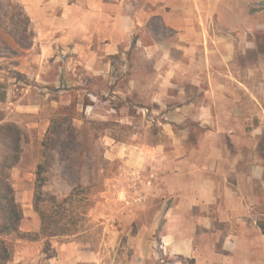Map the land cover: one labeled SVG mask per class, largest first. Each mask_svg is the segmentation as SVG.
Returning a JSON list of instances; mask_svg holds the SVG:
<instances>
[{
    "label": "rangeland",
    "instance_id": "1",
    "mask_svg": "<svg viewBox=\"0 0 264 264\" xmlns=\"http://www.w3.org/2000/svg\"><path fill=\"white\" fill-rule=\"evenodd\" d=\"M230 5L226 9L227 3L222 4V26L216 31L223 39L218 46H232L227 53L231 63L223 68L232 76L228 78L231 98L216 95L211 121L201 115L172 121L166 105L175 99L164 100L162 105L148 97L159 84L142 50L131 49L125 56L112 58L114 78L92 77L89 67L77 64L74 53L67 55L69 60L52 59L41 67L34 64L30 74L14 68L23 51L6 57L0 74L8 79L0 80V96L9 100L0 109V118L23 130L21 159L11 169V181L24 213L21 233L3 236L11 251L6 264H52L55 256L61 257L59 264H76L88 254L90 262L78 264H174L177 258L182 260L165 255L161 247L166 215L174 201L167 194V180L180 156L193 157L196 164L211 150L231 156L230 185L236 190L250 187L247 172L253 167V185L264 202V0H238ZM87 10L90 0H78L73 8L77 17L72 21L86 26L90 21L84 13ZM25 13L21 0H0V43L19 46L14 35L23 37L25 25L33 29L35 42L36 24ZM135 73L144 75L141 80L147 91L130 88ZM185 87L195 101H202L204 91ZM47 149L52 161L42 173L44 198L53 194L63 198L76 185L85 187L76 194L80 202L74 234L69 236L46 237L34 206L38 165ZM3 155L0 141V161ZM194 173L190 168L187 177ZM142 245H148L152 256L140 255Z\"/></svg>",
    "mask_w": 264,
    "mask_h": 264
},
{
    "label": "crops",
    "instance_id": "2",
    "mask_svg": "<svg viewBox=\"0 0 264 264\" xmlns=\"http://www.w3.org/2000/svg\"><path fill=\"white\" fill-rule=\"evenodd\" d=\"M236 1L90 0V10L84 12L90 21L82 26L72 21L77 17L73 8L78 0H21L38 33L34 45L23 51L14 68L30 74L34 64L41 67L52 59L69 60L67 55L74 53L77 64L89 67L92 77L114 78L110 74L115 68L112 58L125 56L131 49L142 50L159 84L148 97L162 105L164 100L175 99L166 105L172 121L181 122L189 115L209 121L216 113V95L231 98L228 78L232 76L223 68L231 63L227 53L232 46H218L223 39L216 28L222 26V4L227 3L224 7L230 9ZM5 59L0 57V65ZM139 68L144 70V66ZM143 74L135 73L129 81L136 92L148 90L142 85ZM7 79L0 74V80ZM185 84L204 91L202 101H195ZM6 99L0 96V109ZM192 158L177 157L173 176L167 180V194L174 201L162 234L165 255L194 259L190 263L177 258L174 264H264V230L259 225L260 220L264 224V202L253 185L254 168L247 172L250 187L236 190L230 185L231 156L211 150L198 158L197 164ZM190 168L195 173L188 178ZM152 254L148 245L140 247L143 258ZM50 260L59 264L61 257ZM77 261L90 262V256Z\"/></svg>",
    "mask_w": 264,
    "mask_h": 264
},
{
    "label": "trees",
    "instance_id": "3",
    "mask_svg": "<svg viewBox=\"0 0 264 264\" xmlns=\"http://www.w3.org/2000/svg\"><path fill=\"white\" fill-rule=\"evenodd\" d=\"M28 21L30 17L24 14ZM23 37L18 38L14 35L15 42L19 46H11L9 42L0 43V57L17 56L20 51H24L32 47L34 42V31L25 25L21 32ZM20 50V51H19ZM89 81L91 78H87ZM53 129H49L51 133ZM23 130L17 123L12 121L1 122L0 120V141L4 147V155L0 161V264H6L11 259V251L6 244L3 236L14 233H21V222L24 213L20 203L18 202L13 183L11 181V169L15 167L20 159L23 149ZM45 159L38 165V185L34 206L41 217V232L46 237L69 236L74 234V225L76 223L75 215L78 213L76 194L83 187L82 184L76 185L72 192L67 196L60 198L53 194L49 198H44L42 187L46 182V178L42 176L43 171L51 165L52 155L47 149ZM47 203V206H42ZM260 227L264 230L263 222H259ZM31 235V234H28ZM26 236V235H24ZM183 262L194 263V259L182 258Z\"/></svg>",
    "mask_w": 264,
    "mask_h": 264
}]
</instances>
